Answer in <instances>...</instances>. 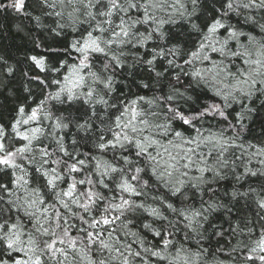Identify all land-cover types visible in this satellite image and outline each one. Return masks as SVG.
Masks as SVG:
<instances>
[{
    "label": "snow or ice",
    "instance_id": "6c2138e0",
    "mask_svg": "<svg viewBox=\"0 0 264 264\" xmlns=\"http://www.w3.org/2000/svg\"><path fill=\"white\" fill-rule=\"evenodd\" d=\"M0 14L29 44L0 56V264H264V144L243 139L264 105V0Z\"/></svg>",
    "mask_w": 264,
    "mask_h": 264
},
{
    "label": "trees",
    "instance_id": "16d2710c",
    "mask_svg": "<svg viewBox=\"0 0 264 264\" xmlns=\"http://www.w3.org/2000/svg\"><path fill=\"white\" fill-rule=\"evenodd\" d=\"M23 18H17L11 14L4 15L0 14V56H3L9 60L10 63L15 64L18 60L22 59L23 52L29 47L27 39L20 32L15 30V25L19 23ZM236 18H233L235 22ZM27 24V21H23ZM29 31L33 34L37 33L39 30L29 26ZM247 31L248 29L245 28ZM21 70L23 65H20ZM15 87H11L12 92L19 90L20 86V74L17 73L16 79L12 82ZM12 96L9 95L8 89L0 90V123H8V118L10 115L11 108L13 107ZM253 106H255L258 111L251 116V119H246L247 129L243 133V139L247 143H252L255 145L264 144V105L260 104L259 100H255ZM250 167H258V165L253 162ZM228 184V182H225ZM230 187V184H228ZM223 189H221V192ZM227 225H225L226 227ZM213 245L215 241L212 242Z\"/></svg>",
    "mask_w": 264,
    "mask_h": 264
}]
</instances>
